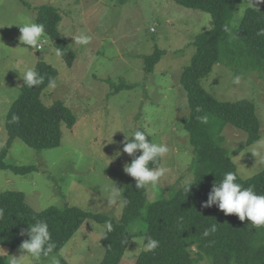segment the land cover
<instances>
[{
  "label": "rangeland",
  "instance_id": "rangeland-1",
  "mask_svg": "<svg viewBox=\"0 0 264 264\" xmlns=\"http://www.w3.org/2000/svg\"><path fill=\"white\" fill-rule=\"evenodd\" d=\"M43 5L57 8L61 15L58 30L74 51L71 66L45 33L39 49L20 42V25L37 23L36 12ZM257 5H264V0H235L231 25L238 26L245 9ZM211 27L209 13L173 0H0V152L7 145L6 115L20 92L21 76L37 61L58 70L56 86L45 88L42 102L49 106L61 101L75 118L72 127L61 125V140L55 147L32 148L15 138L3 161L31 168L19 173L0 168V192H22L33 211L75 206L120 219L127 175L123 169L128 164L122 142L130 127L144 129L153 142L169 149L159 166L164 175L155 187H145L148 202L167 198L187 178L194 179L189 170L193 154L183 127L189 107L181 74L191 61L195 37ZM80 34L90 36V42L75 43ZM155 49L162 55L148 72L142 57ZM236 77L239 83H234ZM201 85L217 100L253 103L260 127V137L253 144H246V132L222 125L214 116L208 119V127L221 135V145L241 179L263 171L264 146L258 142L264 141V72L218 62ZM115 187L119 195H114ZM131 227L145 228V224L134 222ZM105 230V223L87 217L58 253L42 256L38 264H52L53 257L69 264H100ZM143 250L142 236L134 235L120 264H134ZM22 254L26 253L20 245H0V257L7 264L11 256ZM23 264H31V258ZM197 264H211L210 258L204 255Z\"/></svg>",
  "mask_w": 264,
  "mask_h": 264
},
{
  "label": "trees",
  "instance_id": "trees-1",
  "mask_svg": "<svg viewBox=\"0 0 264 264\" xmlns=\"http://www.w3.org/2000/svg\"><path fill=\"white\" fill-rule=\"evenodd\" d=\"M173 1L183 7L207 12L212 17V27L195 37L191 61L181 74L189 107L183 127L193 154L189 170L194 173V184L190 190L187 192L184 184L173 189L167 198L148 202L145 187L137 189L135 180L126 175L123 215L118 220L75 206H50L33 211L22 192L3 191L0 192V209L4 210L0 218V245L10 248L21 245L29 238L26 234L29 225L42 220L48 224L51 242L55 245L51 253H58L84 220L92 217L106 224L100 239L105 249L100 264H120L129 241L136 234L142 236L143 244L147 237H151L159 242V246L153 251H141L134 264H197L204 255L210 258L211 264H264V226H253L247 218L240 221L235 214L225 215L215 205L202 207L213 183H218L226 172H234L237 183L245 188L251 186L257 194L264 195V170L241 179L227 150L221 145V135H216L217 132L208 127V119L214 116L220 124H230L246 132V144H253L260 137L255 107L245 99L217 100L201 85V80L218 62L244 65L246 71L264 72V35H258L264 29V5L247 7L239 25L233 27L230 21L236 9L235 0ZM60 20L59 11L51 5H43L36 12L37 23L44 25V33L60 51L66 65L71 66L74 51L58 30ZM161 55L159 49L144 55L145 70L152 71ZM33 69L43 77V82L34 87L22 82L20 92L6 115L8 140L0 152V168L17 173L31 167L9 165L3 161L15 138L32 148H52L60 143L61 125L70 128L75 123L74 115L61 101L47 106L41 100V94L49 86V80H55L58 70L42 60L37 61ZM13 116H18L19 120L13 122ZM137 130L144 131L149 141L153 142L144 129ZM126 156L130 163L132 157ZM160 164L161 157L149 167H159ZM134 222L140 226L144 223L145 228L132 229ZM109 223L112 226L110 232L107 230ZM212 224H216L217 231L205 237V229ZM0 264L7 262L0 257ZM60 264L69 263L61 258Z\"/></svg>",
  "mask_w": 264,
  "mask_h": 264
},
{
  "label": "clouds",
  "instance_id": "clouds-1",
  "mask_svg": "<svg viewBox=\"0 0 264 264\" xmlns=\"http://www.w3.org/2000/svg\"><path fill=\"white\" fill-rule=\"evenodd\" d=\"M20 26V42L26 46L39 49L38 41L44 33V25L23 23ZM258 35H264V29H261ZM74 40L77 44L86 45L90 42L91 37L86 34H80L74 37ZM57 54H60L59 50H57ZM21 77L24 80V84L28 87H34L43 82V77H40L33 68L25 70ZM234 83H239V77L235 78ZM49 86L55 87V81L50 79ZM12 120L13 122H17L19 117L13 116ZM122 143V153H126L132 157L131 162L126 164L123 170L135 180V187L137 189L149 185L155 187L164 175L165 170L161 167H149V164H156L158 158L164 156L169 151L168 146L149 141L144 131L131 127L129 134H125V139ZM258 145L264 146V141H259ZM137 152L140 154L137 155ZM257 154V152L253 151V155ZM116 155H121V152L118 151ZM236 180L237 176L234 172L224 173L218 183H213L208 193V198L202 203V207H212L215 205L225 215L235 214L240 221H245L247 218V221L251 222L253 226H264V195L257 194L251 186L247 188L243 187ZM193 184L194 182L191 177L185 180L187 192ZM118 190V188H114V195H119ZM3 215L4 210L0 209V218ZM107 230L109 232L112 230L110 223L107 225ZM216 231V224H212L209 228L205 229L203 235L207 237ZM26 234L29 238L23 240L20 245V251L26 254L20 255L19 258L11 256L9 264H23L26 257L31 258V264H38L41 257H48L55 247L51 242V234L45 221L37 220L34 224L29 225ZM158 246L159 242L157 240L147 237L146 243H144V250L153 251ZM52 264H60V261L53 257Z\"/></svg>",
  "mask_w": 264,
  "mask_h": 264
},
{
  "label": "built area",
  "instance_id": "built-area-1",
  "mask_svg": "<svg viewBox=\"0 0 264 264\" xmlns=\"http://www.w3.org/2000/svg\"><path fill=\"white\" fill-rule=\"evenodd\" d=\"M41 46H39V48H40Z\"/></svg>",
  "mask_w": 264,
  "mask_h": 264
}]
</instances>
